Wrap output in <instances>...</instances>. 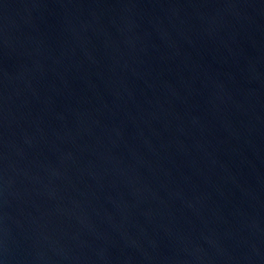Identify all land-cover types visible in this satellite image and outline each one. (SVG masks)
Wrapping results in <instances>:
<instances>
[{"label": "water", "instance_id": "95a60500", "mask_svg": "<svg viewBox=\"0 0 264 264\" xmlns=\"http://www.w3.org/2000/svg\"><path fill=\"white\" fill-rule=\"evenodd\" d=\"M0 264H264V0H0Z\"/></svg>", "mask_w": 264, "mask_h": 264}]
</instances>
